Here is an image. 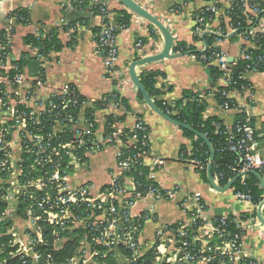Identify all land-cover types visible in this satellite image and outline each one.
I'll use <instances>...</instances> for the list:
<instances>
[{"label": "built area", "instance_id": "1", "mask_svg": "<svg viewBox=\"0 0 264 264\" xmlns=\"http://www.w3.org/2000/svg\"><path fill=\"white\" fill-rule=\"evenodd\" d=\"M135 1V0H134ZM195 0H183L182 3L173 5L172 11L179 13L183 6ZM202 5L192 14L193 36L196 43L200 44L201 52L207 48L201 40L205 35L215 34L216 48L208 54H201V61L212 60L222 70L226 85L232 80V66L226 52L218 43L223 37L235 34L243 41L256 48V38L264 37V0H200ZM100 6L96 15L101 26L94 35L97 52L104 64L105 74L117 78L121 85L131 83L129 79L122 78L116 67L118 50L116 46L115 26L112 18L106 14L107 0H91ZM217 13L227 21L226 31L211 29L216 20ZM106 18L110 22H105ZM10 20H16L10 16ZM245 21V26L242 22ZM4 41L0 42V202L6 203V208L0 220L14 221L9 232L18 227L17 253L30 259L31 264H53L49 256L35 250L37 243H42V230L44 225L52 227L54 250L60 249L65 239H74L79 234L77 248L73 256L64 264H108L100 258L110 255L115 264H131L139 260L145 253L151 251L152 258L147 264H260L243 250L242 238L245 232L253 228L264 233V225L254 215V211H242L231 214L230 226L226 225V215H208L207 204L198 193L186 194L178 202V206L186 213L183 220L174 224L163 222L155 233L153 244H148L143 237V227L146 220H155L154 205L148 200H168L173 197V192L156 186L147 187L145 194L135 192L136 183L124 176L138 161L149 159L152 163L149 178L155 179V168L162 165L159 156L154 155L148 144V136H143L142 144L147 149L125 155L122 148L126 143L120 138L121 130L117 128L112 137H103L98 142L96 128L85 116H73L66 110L70 104H76L71 85H66L60 90L52 92L42 104L41 111L47 110L53 114L54 123L48 139L57 132L68 127L73 130V137L67 142L50 144L44 143L43 135L29 130L31 125L39 123V112H31L30 116L20 106L32 97V92H20V85L25 82L24 73L10 76V69L15 66L10 61V44L12 39L11 25L3 29ZM37 36V33H36ZM142 40L135 44L136 50H141ZM183 50V49H181ZM37 57L42 60L43 56ZM249 58L245 48L240 56ZM254 62H264V54L254 57ZM255 68L245 70L247 73L256 72ZM43 76H39L32 85V89L42 86ZM118 85V84H117ZM135 87V86H134ZM136 89V88H135ZM137 91V90H136ZM231 93H223L230 98ZM204 95L199 93L193 100H201ZM235 100V99H234ZM92 102L86 97L81 101L80 110ZM237 104L235 109L245 111V107ZM221 109H230L226 102L219 103ZM109 109H117L115 103H110ZM122 108V107H121ZM247 115V114H246ZM77 118V119H76ZM249 116L242 123L236 124L234 131L239 134L238 139L230 135L226 139V148L235 153L236 157L230 166L231 171L241 174L256 171L264 181V158L255 152V138L253 128L249 124ZM133 127L136 130L144 129V119L136 117ZM230 130L231 126H227ZM113 138V139H112ZM113 140L120 146L116 151L115 169L110 175V181L103 190H94L92 183L86 182L77 186H70L69 179L76 167L87 164L86 157L100 150L105 142ZM134 140L129 137L128 142ZM28 141L29 143H26ZM104 143V144H102ZM23 146L25 152L32 155L33 161L25 166L22 161ZM184 162L201 168L203 165L195 159H182ZM209 163V160L206 164ZM142 164V163H141ZM215 180L221 178L215 174ZM231 179H228V182ZM126 181L130 185H126ZM243 182V180H242ZM230 189L233 197L239 204H245L253 209L262 208L263 200L253 202L248 188ZM147 207L138 213L134 208L138 204ZM24 205L25 219L22 225L14 219L17 208ZM5 217V214L8 213ZM15 225V226H14ZM23 226L25 228H23ZM26 229L31 236L23 234ZM235 230V231H234ZM15 235V233L13 234ZM218 239L214 241V239ZM125 249L128 255L120 252ZM145 262V260L143 261Z\"/></svg>", "mask_w": 264, "mask_h": 264}, {"label": "crops", "instance_id": "2", "mask_svg": "<svg viewBox=\"0 0 264 264\" xmlns=\"http://www.w3.org/2000/svg\"><path fill=\"white\" fill-rule=\"evenodd\" d=\"M107 1L110 8H124L118 0ZM135 1L168 27L173 35L174 45L181 43L184 46H193L194 51L200 50L201 45L194 44L196 40L193 36L192 14L202 5V1L190 2L183 6L179 13H174L172 7L182 3L183 0ZM16 7L28 8L30 14L28 24H18L9 19V12ZM11 10L5 11L0 6V30L7 25L12 27L11 62L22 55H35L34 49L24 43V38L36 34L40 29L57 28L58 38L62 43L60 51L51 52L47 59H31L24 68L26 80L20 85V92L23 94L32 92V97L25 102L27 107L34 112H40L44 100L52 92L71 85L91 102L99 100L103 94L114 89L128 98L130 111L126 113L123 122L116 123L119 130L133 127L137 114L143 116L148 128L150 150L163 162L160 167L155 168L154 181L160 188L173 192L171 199L147 202L148 204L154 202L156 216L155 220H146L143 227L142 237L149 245L153 244L156 230L163 222L174 224L185 219L186 213L180 209L178 202L186 194L198 193L206 202L207 214L210 216L254 211V215L264 225V203L261 209H253L248 205L239 204L230 188L225 191L216 190L208 177L207 167L204 176L192 164L180 160V148L188 149L191 144L182 130L154 113L145 102L138 100L136 89L129 76V67L134 60L157 54L164 47L162 34L152 24L129 11L131 18L128 27L117 34L116 67L122 78L126 77L131 82L120 86V83L114 84L112 78L105 75L103 60L97 52L94 41V35L101 22L91 11L90 6L82 8L73 0H13ZM227 26V21L222 18L221 13H217L211 29L214 32L226 31ZM142 39H144L142 49L136 50V42ZM218 46L226 52L228 58H232L233 62L240 58L244 48L250 47L235 34L223 37ZM136 55L137 59H135ZM33 61L38 62V68L35 66L34 71L31 65ZM149 69L159 70L163 74L157 77L156 87L161 91V98L168 104H172L186 94L201 93L206 103L203 116L205 118L218 116L226 126H232L235 114L241 112L235 108L224 110L219 107L214 93L226 85L225 79L222 75L214 76L209 66L200 61L192 51L179 52L178 49L172 48L169 57L134 67L136 75L139 71ZM40 75L43 76L42 86L32 89V85ZM245 77L249 83L248 89L242 93L233 91L230 98L245 107L257 135L254 150L264 158V68L259 72L247 73ZM86 107L91 105L88 104ZM84 108L79 112L80 118L84 116ZM111 112L122 115L125 110L104 108L94 112L97 125L96 137L100 143L104 137L105 116ZM119 146L118 143L105 145L97 152L88 155L87 164L76 167L70 176L69 185L77 186L89 182L93 184L94 190H103L115 169L116 151ZM145 164L152 166L149 159ZM255 176L258 178L256 174ZM212 179L215 180V177L212 176ZM215 181L218 183L217 180ZM259 184L263 188L260 180ZM126 185L129 186L130 182L126 181ZM146 207L147 205L140 203L134 208V212L138 213ZM242 248L248 256L264 264V233L260 229L253 228L245 232Z\"/></svg>", "mask_w": 264, "mask_h": 264}, {"label": "trees", "instance_id": "3", "mask_svg": "<svg viewBox=\"0 0 264 264\" xmlns=\"http://www.w3.org/2000/svg\"><path fill=\"white\" fill-rule=\"evenodd\" d=\"M75 4L84 8L86 6H90L91 11L94 14L99 13L100 6L91 0H73ZM106 14L110 15L112 20L111 22L114 24L115 29L114 33L117 35L120 30L128 27L130 23L131 13L126 8H110L109 6L106 8ZM9 16H15V22L18 24H28L30 20L29 10L26 7H16L11 10L8 14ZM105 22H110L108 18H106ZM245 26V21L242 22V28ZM100 28V27H99ZM98 28V29H99ZM97 29V30H98ZM3 30H0V42L4 41ZM195 39V38H194ZM199 40V39H196ZM203 42L206 44L207 48L204 52L199 50L194 51L195 48L193 46H184L183 44H175L173 45V50H179V52H190L192 51L195 56L200 59L201 54H208L209 51L216 48L215 44V34L205 35L201 38ZM256 48H245L246 53L249 55V58H238L237 61L233 64L232 70V80L227 85L219 88L215 93V97L218 103L226 102L229 108L236 107L237 104L235 100L232 98L226 97L223 93H231L233 91H237L242 93L245 89H248L249 83L246 78H243V74L245 70H250L251 68H255L257 72L263 70L264 62H254V57L260 56L264 54V37L256 38ZM144 42V39H142ZM24 43L29 45L34 49L35 55H22L17 60L12 61V64L15 68L9 70L10 76H14L18 73H23L24 68L28 64L31 59H39L37 57L38 54L43 56V59H47L49 54L53 51H60L62 47V43L58 38V29H40L34 35H27L24 38ZM183 49V50H181ZM194 51V52H193ZM137 59V55L136 58ZM201 61V60H200ZM207 64L214 74V76H220L223 74L222 70L219 69V66L212 60L202 61ZM107 77V74H105ZM163 76V74L159 70H142L139 71L137 77L148 94L149 98L153 101V103L167 116L170 118L184 123L189 126V129L180 128L182 133L191 141L190 147L187 149L186 147L180 148V160L182 159H195L199 161L203 167L198 168L195 167L198 171H200L205 176V171L207 167V161L210 156V151L207 143L201 137L203 136L209 142L212 151H213V161L211 163L210 172L212 176L215 174H220L221 178L218 179V183L221 186H225L228 183V179H233L237 174L231 171L230 166L233 164L235 160V153L229 151L226 148V139L230 135H233L234 140L238 139L239 134L234 131V127L238 123H242L246 119V113L244 111L238 112L235 114L234 123L229 128L224 124L223 120L218 116H211L205 118L203 116V112L206 108V103L204 98L201 100H193L192 97H196L199 93H191L186 94L179 100H176L172 104L166 103L161 98V91L156 87L157 77ZM114 84H118L119 80L117 78H112ZM74 100L76 104H70L67 106L66 110L73 114V116H79L81 101L85 98L82 96L76 89L73 90ZM136 96L139 101H143V97L141 93L137 90ZM110 103H115L118 107L125 110L122 115H118L115 113H109L105 116L104 121V132L103 136L112 137L114 132L117 131L116 123L123 122L126 113L130 111V104L128 98L122 95V93L114 89L109 93H105L96 100L91 107L84 108V116L87 118L89 122L93 121L94 112L98 109H107ZM21 109L25 110L26 113L30 116H36V114L31 115L33 111L31 108L27 107L26 104L20 106ZM39 117V123L30 124L27 127L29 130L34 132H38L43 135V142L50 144H57L62 142H67L73 137V130L71 127L66 128L61 132H57L52 138L48 139L46 137L47 134L51 133L52 126L54 123L53 114L47 112V110L39 112L37 115ZM135 117L143 118L142 115L137 114ZM77 119V118H76ZM249 124L252 127L251 120H249ZM97 125L94 122L93 128H96ZM253 128V127H252ZM122 133L120 134V138L126 143L125 147L122 148V152L127 155L131 153H138L145 149L146 146L142 144L143 136H148V128L146 123L144 122V129L142 131L136 130L134 127L131 128H123ZM254 132V138L257 139L256 132ZM201 135V136H199ZM129 137H134V140L128 142ZM113 139V138H112ZM26 143H29L26 141ZM113 140L109 142H105V145L112 144ZM149 144V139H148ZM104 145V146H105ZM22 161L25 166H28L32 163L33 157L32 155L25 152V148L23 146V154ZM142 163V164H141ZM151 171V166L146 165L145 161L143 162V158L138 157V161L134 164V166L124 173V176L132 179L136 183L135 192L142 195L147 191V187L156 186L154 180L149 178V173ZM243 180V182H242ZM233 189L240 188H248L251 198L253 202H259L263 199L264 189L260 186L258 178L254 173H246L245 175L240 176L232 183ZM106 188V186L104 187ZM164 190L162 189V192ZM165 192V191H164ZM6 208L5 202H0V217L2 216L3 211ZM24 205L20 204L17 208V214H15L14 219L19 225H22L23 219H25V210ZM232 216L226 218V225H228V229L233 231V227L230 226ZM14 221L12 220H0V264H31V261L27 257H23L17 253V246L13 245L12 240L13 236L9 233V229L12 228ZM40 225L45 226V230H42V243H37L35 245V250L40 252L45 256H49L50 261L53 264H64L68 261L74 254L79 240V234L74 238L65 239L58 250H54L52 248L53 245V236L51 233L52 227L48 224L40 223ZM235 231V230H234ZM218 239H214L217 241ZM120 252L124 255H128V252L125 249H120ZM152 258L151 251L145 253L139 260L133 262L131 264H147L148 260ZM101 260L106 261L108 264H115L110 255H106ZM145 260V262H143ZM37 264H42L41 262ZM166 264V263H162Z\"/></svg>", "mask_w": 264, "mask_h": 264}, {"label": "water", "instance_id": "4", "mask_svg": "<svg viewBox=\"0 0 264 264\" xmlns=\"http://www.w3.org/2000/svg\"><path fill=\"white\" fill-rule=\"evenodd\" d=\"M123 6L124 8H126L127 10H129L130 12L142 17L143 19H145L147 22H149L150 24H152L163 36L164 39V47L163 50L157 54L154 55H150V56H146V57H142L139 58L137 60H134L130 67H129V76L136 88V90H138L142 97H143V101L145 102V104L154 112L156 113L158 116L162 117L163 119L167 120L168 122H171L172 124L176 125L179 128H184V129H189V126L178 122L172 118H170L169 116H167L166 114H164L154 103L153 101L149 98L148 94L146 93L145 89L143 88L142 84L140 83L135 71H134V67L136 66H141L147 63H151V62H155L158 60H161L163 58H167L170 56V52L173 48L174 45V38L172 33L170 32V30L168 29V27H166L156 16H154L153 14H151L149 11H147L145 8H143L140 4H138L136 1L134 0H118ZM12 2L13 0H0V6H2V8L5 11H10L11 7H12ZM229 62H232V58H228ZM32 65V69L34 71V67L36 66V68H38V62L37 61H33L31 63ZM201 136V135H199ZM205 142L208 145L209 151H210V158H209V163L207 166V174L208 177L213 185V187L216 190L219 191H225L228 190L231 186L232 183L234 182V180H236L237 178H239L241 175H245L246 173H254L258 176L259 180L261 181L263 188H264V181L261 177V175L259 173H257L256 171H248L246 173H241L236 175L233 179H231L224 187H221L215 180L212 179L211 176V163L213 161V151L212 148L209 144V142L206 140V138H204L203 136H201ZM264 203V200L263 202Z\"/></svg>", "mask_w": 264, "mask_h": 264}, {"label": "rangeland", "instance_id": "5", "mask_svg": "<svg viewBox=\"0 0 264 264\" xmlns=\"http://www.w3.org/2000/svg\"><path fill=\"white\" fill-rule=\"evenodd\" d=\"M8 214H9V212L5 214V217H7ZM14 226H15V225H14ZM19 226H20V225H19ZM23 228H25V227L23 226ZM17 230H18V227L15 226V229L12 231V233L9 232V233H11L12 236H13V240H12V243H13V244H17V243L19 242L18 239H17V237L20 236V233L17 234V232H18ZM23 230H24L23 234H24L25 236H27V238H28L29 235L31 236V233L28 234L29 232H28L26 229H23ZM14 233H15V235H13ZM18 235H19V236H18Z\"/></svg>", "mask_w": 264, "mask_h": 264}]
</instances>
